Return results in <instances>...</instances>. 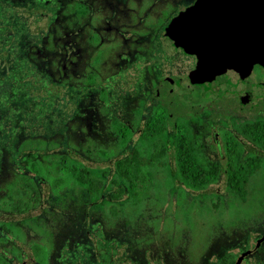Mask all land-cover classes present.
Wrapping results in <instances>:
<instances>
[{
    "label": "flooded vegetation",
    "instance_id": "flooded-vegetation-1",
    "mask_svg": "<svg viewBox=\"0 0 264 264\" xmlns=\"http://www.w3.org/2000/svg\"><path fill=\"white\" fill-rule=\"evenodd\" d=\"M199 2L0 0V44L9 45V17L19 22L13 27L17 34L24 33L27 19L33 41L19 48L29 46L33 79L39 81L45 71L51 82L63 81L68 88L73 68L82 64L78 73L87 69L84 84H97L109 114L105 124L106 114L95 117L81 109L84 125L76 145L85 149L83 157L28 153L16 163L11 158L15 179L0 189V264H237L240 257L239 264L255 257L264 263V233L232 241L218 239L214 230L199 235L189 253L179 244L184 247L191 235L192 223H181L186 212L201 218L206 209L216 215L223 195L246 203L249 193L264 192V98L255 106L233 99L209 101L197 110L173 106L187 88L194 61L163 37L171 22L185 19ZM41 16L48 19L44 33ZM7 57V50H0L5 75L10 74ZM108 60L112 72L101 81L97 67ZM23 63L20 58L17 74ZM127 71L132 77L126 91L134 103L108 111V89L118 87ZM1 77L8 88L7 77ZM51 95L54 105L56 93ZM52 124L56 127V120ZM185 145L191 156L177 153ZM179 157L202 159L217 173L203 171L209 180L202 186L185 183ZM2 164L4 179L9 161ZM79 172L81 185L75 180Z\"/></svg>",
    "mask_w": 264,
    "mask_h": 264
},
{
    "label": "rangeland",
    "instance_id": "rangeland-1",
    "mask_svg": "<svg viewBox=\"0 0 264 264\" xmlns=\"http://www.w3.org/2000/svg\"><path fill=\"white\" fill-rule=\"evenodd\" d=\"M24 22V33L17 34V29L13 27H16L19 22H17V19L9 17V45L0 44V50H7L8 52V71L10 73L5 75L0 63V189L2 187V190L6 183L13 181L14 176H16L10 171L13 170L10 165L12 157L15 158H13L14 163L17 162L16 157H27L28 153H35L36 157H64L67 153L72 154L73 157H83L85 149H82L81 144L80 146L76 145L81 138L80 133L84 125V122L79 118L83 107L88 109L91 116L99 117V115L106 114L101 120L105 124L108 123L109 116L101 107L102 102L98 97L99 87L97 84L91 87H86L84 84L83 74L87 69L82 73H78L82 64L73 68V74L78 73V76L74 75L71 86L68 88L63 87V81L57 83L52 80V83L46 77L45 71L41 72L42 75L39 81L33 79V65L32 61L29 60L33 58V55L29 46L25 45L24 50L19 48L23 42L33 41V35L27 25L26 18ZM47 24L48 19L41 16L40 25L43 33L46 32L44 30H46ZM21 26L20 30L23 29L22 22ZM20 58L24 59L25 63L19 67L17 74L14 69L17 67L16 64ZM111 66L110 60H108L104 66L97 67L98 72L101 74V81H105L106 77L110 76ZM22 71H24L23 74ZM1 76L7 77L8 88L2 86V83L6 84V82L2 80ZM128 77H132L129 71L119 79L118 87L112 84L114 87L108 89L109 102L105 104L108 111L121 109L120 104L132 105L134 103V101L129 102L131 94L126 91L129 82ZM10 90H14L13 93ZM20 91L21 93H19ZM51 93H56V104L54 105V97ZM124 98L126 101H124ZM54 107L56 112L52 109ZM73 112H75V115L71 114ZM55 120L56 127L52 124ZM72 131L74 134H72ZM67 132L71 133L72 136H69ZM71 148L76 149L78 152H70ZM7 157L10 158L7 160ZM3 160L4 164L9 161V164L5 167L4 179L1 173ZM2 190H0V195ZM78 194L80 198L82 194ZM109 196L108 194L105 195L106 198H109ZM178 196L182 197V195ZM209 200L212 201L213 199L210 198ZM63 206L65 207V203L62 204ZM201 212L202 216L200 217L202 219L194 213L189 216L188 212L181 217V223L184 225H186V222L192 223L191 235L185 240L184 247L183 242L179 241L182 249L185 250L186 248V252L191 251L192 244L196 243L199 235L202 237L208 232L214 234V230L219 237L218 239L232 241L243 238L244 234L260 236L264 233L263 225L257 226L258 222H264V192L260 194L249 193L246 203H242L235 196L230 197L226 194L217 204L216 215L209 214L206 209ZM152 216L158 218L157 212ZM214 218L215 221H213ZM200 224L201 227L199 228ZM165 225L170 228L172 220L168 219L167 221L166 218ZM242 227L252 228L245 232ZM18 233L20 232L17 230L12 231L14 236H19ZM262 249L264 250V244ZM248 264H258L257 257L252 261L250 260Z\"/></svg>",
    "mask_w": 264,
    "mask_h": 264
},
{
    "label": "water",
    "instance_id": "water-1",
    "mask_svg": "<svg viewBox=\"0 0 264 264\" xmlns=\"http://www.w3.org/2000/svg\"><path fill=\"white\" fill-rule=\"evenodd\" d=\"M163 38L194 61L173 106L197 110L230 99L255 106L264 98V0H200L185 19L166 27Z\"/></svg>",
    "mask_w": 264,
    "mask_h": 264
},
{
    "label": "trees",
    "instance_id": "trees-1",
    "mask_svg": "<svg viewBox=\"0 0 264 264\" xmlns=\"http://www.w3.org/2000/svg\"><path fill=\"white\" fill-rule=\"evenodd\" d=\"M181 150L178 151V154L192 155V149L189 145L181 146ZM30 155H32L30 153ZM179 171L185 183L190 185H204L208 182L209 178L202 174L205 172H216L218 169H215L212 164L206 163L204 160L197 157H179L178 159ZM207 175V174H206ZM75 180L81 185L84 184V177L82 173L79 172L75 175ZM239 198H244V193L237 194Z\"/></svg>",
    "mask_w": 264,
    "mask_h": 264
}]
</instances>
